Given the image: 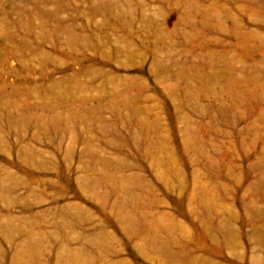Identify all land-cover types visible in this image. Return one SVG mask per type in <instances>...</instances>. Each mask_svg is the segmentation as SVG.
Segmentation results:
<instances>
[{
	"label": "rangeland",
	"instance_id": "1",
	"mask_svg": "<svg viewBox=\"0 0 264 264\" xmlns=\"http://www.w3.org/2000/svg\"><path fill=\"white\" fill-rule=\"evenodd\" d=\"M0 264H264V0H0Z\"/></svg>",
	"mask_w": 264,
	"mask_h": 264
}]
</instances>
